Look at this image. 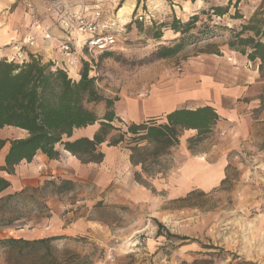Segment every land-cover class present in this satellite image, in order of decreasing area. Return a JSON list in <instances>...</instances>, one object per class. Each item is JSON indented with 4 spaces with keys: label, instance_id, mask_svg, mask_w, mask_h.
<instances>
[{
    "label": "rangeland",
    "instance_id": "rangeland-1",
    "mask_svg": "<svg viewBox=\"0 0 264 264\" xmlns=\"http://www.w3.org/2000/svg\"><path fill=\"white\" fill-rule=\"evenodd\" d=\"M0 1L2 17L19 4L23 7L22 0ZM55 1L60 9L78 5V0H45L47 13H52ZM103 1L105 5L100 6L105 16L117 20V28L122 30L110 53H78L79 73L86 61L97 91L117 100L142 101L155 89L166 92L205 82L220 84V90L211 86L205 95L198 94L197 100L187 103L192 107L210 105L219 118L199 136L196 130H187L191 136L184 138L183 130L178 145L152 168L154 175L140 174L145 185L136 181L139 166L127 162L125 140L116 146L107 164L93 170L91 179L75 182L73 192H47L45 209L40 208V196L30 192L0 200V237H17L16 230L36 224L45 228L50 209L55 208L63 227L73 233L50 232L49 236H62L52 241V253L67 261L71 256L61 255L63 251L76 253L75 264H264V65L260 70L259 60L250 61L227 45L233 31H239L264 7V0ZM215 6L227 7V12L214 15L211 9ZM50 12L48 18L55 23ZM194 14L198 20L186 36L196 35L204 26L214 29L216 35L186 42L171 57H157L161 45H171L181 36L171 29V22L184 23ZM35 15L39 21L40 6ZM157 32L160 37H153ZM10 46L0 44V58L13 60L15 55L4 51ZM243 48L249 49H236ZM67 73L70 76L73 70ZM219 92L222 108L213 106ZM156 121L163 122L164 117ZM130 123L122 122L121 127ZM197 137L199 141H194ZM192 157L199 159V166L193 169L203 165L206 178L213 166L222 164L221 180L213 187L183 192L179 184L182 165ZM18 192L5 191L0 197ZM52 196L59 197L58 205L50 207ZM154 219L162 224L159 232ZM0 264H40V260L38 255L18 254L0 244Z\"/></svg>",
    "mask_w": 264,
    "mask_h": 264
},
{
    "label": "trees",
    "instance_id": "trees-1",
    "mask_svg": "<svg viewBox=\"0 0 264 264\" xmlns=\"http://www.w3.org/2000/svg\"><path fill=\"white\" fill-rule=\"evenodd\" d=\"M212 13L222 16L227 7H212ZM197 14L189 20L180 23L178 19L171 22V29L181 36L174 39L171 45H161L156 53L159 58H167L177 54L186 42H196L201 39L214 37V29L203 27L198 29L196 35L186 36L195 28ZM249 32L251 35L243 36ZM264 7L254 12L243 23L239 31H233L232 37L227 41L228 47L245 54L250 61L259 60L258 68L264 65ZM159 38L160 33L153 34ZM248 47L249 49H236ZM108 54L111 51H101ZM88 63L83 61L80 77L73 79L61 67L42 57L27 52L23 61L17 62L0 58V129L15 128L23 131L25 136L2 138L0 137V153L4 146L7 148L3 154V163L0 171L8 175L14 174V167L21 161L30 162L37 151L43 153L48 159H57L59 147L75 156L81 163H100L104 158L102 144L116 146L128 141L129 160L133 166H139L140 173H136V181H141L140 174L152 177L155 166L161 163L163 157L179 143L183 130H196L198 136L211 129L218 120V114L210 105L199 106L193 109L178 108L164 116V121L157 123L156 119H148L138 123H130L126 127L114 111L117 98H107L101 95L95 86V78L88 75ZM89 103H103L105 111L102 117L88 108ZM99 124L91 138L80 137L70 140L76 128ZM122 128V130L120 129ZM126 128V129H124ZM117 132V133H116ZM129 135L126 139L125 137ZM199 141V137L193 139ZM192 141V139H190ZM10 185L7 178L0 175V194ZM145 185V184H144ZM76 183L60 177L45 178L40 186L25 187L15 194L0 197V200L21 196L26 192L37 194L41 198L40 208L45 209V194L60 195L75 190ZM43 201V202H42ZM158 232L162 224L154 219ZM171 236L170 233H167ZM62 236L47 235L38 238L8 237L1 238L0 244L28 256H37L40 264H75L78 258L76 253L65 250L71 260L53 255L52 241Z\"/></svg>",
    "mask_w": 264,
    "mask_h": 264
},
{
    "label": "crops",
    "instance_id": "crops-1",
    "mask_svg": "<svg viewBox=\"0 0 264 264\" xmlns=\"http://www.w3.org/2000/svg\"><path fill=\"white\" fill-rule=\"evenodd\" d=\"M10 5L13 4V1H9ZM76 2V1H74ZM77 7L68 8L69 11H76L80 8L79 3L83 2L87 6H92V2L98 5H105L103 0H78ZM1 3V1H0ZM51 6L60 7L58 1L52 2ZM2 4V3H1ZM23 7L15 6L7 16L2 17L0 15V22L3 19V25H0V44L3 43L5 46L11 45L10 47L5 48L6 53H15L19 52V47L22 45V39L29 36L35 37V45L27 46V48H21L23 56H26L27 52L38 54L42 57L43 61H52L57 66L64 68L66 71L73 70L72 75L73 79L78 80L80 62L78 60V55L75 54L72 57L61 53L57 49V41L54 39L44 40L41 38L43 30H48L53 36L61 37L63 36V31L60 29L59 25L55 22H51L48 18V13L46 12L47 2L45 0H22ZM40 6V17L41 21V30L36 29L35 27H30L32 20V15L36 13V7ZM49 9V8H47ZM119 11V9H118ZM5 13V12H4ZM51 13V12H50ZM264 42V37H263ZM19 45V46H18ZM18 49V50H17ZM179 83H177L178 85ZM217 85L219 87H217ZM213 88L220 90V84H214L213 82H205L203 85L196 87L194 85L192 88H177L175 91L174 88L172 91L166 90L151 92L147 99L139 101L138 99H125L117 100L114 103L115 114L123 122H142L148 119H162L166 113L178 109V108H189L193 109L202 105H196L195 107L187 105L188 101H194L198 99V94H203L206 91ZM221 92H219L217 98H213L215 104L213 106L222 108L218 102H222ZM209 104V103H207ZM88 108L93 109L98 117H102L105 109L102 103H89L87 104ZM224 113V112H223ZM226 113V112H225ZM224 113V114H225ZM99 124L88 125L82 128H76L73 130L70 140L77 139L80 137L91 138L93 133L97 130ZM9 129L11 131L10 135L2 134L1 130ZM184 138H187L191 135H188L187 130ZM191 132V130H190ZM193 134V133H192ZM25 133L19 129L12 127L0 129V137L2 138H13V137H23ZM120 145V144H119ZM116 145V146H119ZM116 146H107L106 144L101 145V149L104 153V158L100 163H81L75 156H73L68 151L59 147L60 154L57 159H48L43 153L37 151L35 156L30 162L21 161L14 167V174L8 175L5 172L0 171V175L7 178L10 182L9 187L3 192H16L20 191L25 187L38 186L42 183L45 178L49 177H61L64 179L72 180L73 182H79L91 179L93 176V170H97L100 166H104L109 162L111 155H113L117 149ZM7 148V145L1 150L0 153V165L3 163V154ZM129 153V152H128ZM127 153V162L130 163L129 156ZM199 159L192 157L187 158L182 165V174L179 177L180 189L183 192L188 191L189 189L194 188H206L215 186L223 177V167L222 164L213 166L208 172L210 175L206 178L204 175L203 165L201 168H195L196 165L199 166ZM57 196H52L48 201V206L58 205ZM57 202V204H56ZM52 213L49 217L45 228H41V225L36 224L32 228L26 227V229L16 230L15 233L17 237L23 238H38L47 236L51 234L50 232L56 233H73L72 229L65 226L63 227L61 219L58 218L56 209H50ZM47 225V226H46ZM50 231L46 232L47 230ZM46 230V231H44ZM1 238V237H0Z\"/></svg>",
    "mask_w": 264,
    "mask_h": 264
},
{
    "label": "built area",
    "instance_id": "built-area-1",
    "mask_svg": "<svg viewBox=\"0 0 264 264\" xmlns=\"http://www.w3.org/2000/svg\"><path fill=\"white\" fill-rule=\"evenodd\" d=\"M79 5L80 8L76 11H69L65 7L62 9L54 7L51 15L63 31V36L55 37L48 30H43L41 38L57 41V49L69 57L83 51L100 52L105 49H113L118 41V32L122 30L117 28V20L115 21L112 17L107 18L102 6L98 4L87 6L80 2ZM30 27L41 30V21H38L35 14L32 15ZM22 44L23 46H34L35 37L23 38ZM13 60L19 62L24 60L20 50L15 54Z\"/></svg>",
    "mask_w": 264,
    "mask_h": 264
},
{
    "label": "bare ground",
    "instance_id": "bare-ground-1",
    "mask_svg": "<svg viewBox=\"0 0 264 264\" xmlns=\"http://www.w3.org/2000/svg\"><path fill=\"white\" fill-rule=\"evenodd\" d=\"M129 4H130V3H129ZM131 4H132V3H131ZM131 4H130V5H131ZM133 6H134V4H132V7H133ZM128 8H129V7H128Z\"/></svg>",
    "mask_w": 264,
    "mask_h": 264
}]
</instances>
